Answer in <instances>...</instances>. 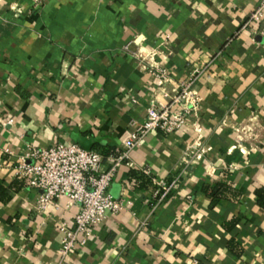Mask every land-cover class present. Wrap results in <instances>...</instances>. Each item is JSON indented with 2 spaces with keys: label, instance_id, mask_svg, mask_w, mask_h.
<instances>
[{
  "label": "crops",
  "instance_id": "crops-1",
  "mask_svg": "<svg viewBox=\"0 0 264 264\" xmlns=\"http://www.w3.org/2000/svg\"><path fill=\"white\" fill-rule=\"evenodd\" d=\"M262 2L0 0V264H59L60 226L79 210L69 198L40 206L18 177L27 152L117 153L156 95L166 103L193 74L197 110L132 151L111 186L124 209L68 264H264V20L247 26ZM146 168L179 187L157 203ZM217 184L231 192L213 202Z\"/></svg>",
  "mask_w": 264,
  "mask_h": 264
},
{
  "label": "built area",
  "instance_id": "built-area-1",
  "mask_svg": "<svg viewBox=\"0 0 264 264\" xmlns=\"http://www.w3.org/2000/svg\"><path fill=\"white\" fill-rule=\"evenodd\" d=\"M46 0H32L36 8H41ZM264 20V0L249 16L247 26ZM264 38V26L260 30ZM131 43L126 46L130 51ZM168 72L161 70L159 85L168 81ZM196 74L183 80L166 103L161 102L159 94L147 109L144 122L133 123V130L117 153L106 155L102 150L85 149L76 143H57L49 148H36L27 152L18 165V177L32 188L41 191L39 204L45 208L49 203L69 198L79 210L73 222H63V260L68 264L71 253L85 247L95 236V230L109 213L118 214L124 203L111 192V186L119 168L130 158L131 153L153 131L170 134L181 128L190 116L191 108L197 110L198 98L195 84ZM160 90V89H159ZM13 120H10L12 123ZM32 161V162H31ZM144 172L156 186L154 198L157 203L179 187L180 178L172 181L160 179L146 168Z\"/></svg>",
  "mask_w": 264,
  "mask_h": 264
},
{
  "label": "trees",
  "instance_id": "trees-1",
  "mask_svg": "<svg viewBox=\"0 0 264 264\" xmlns=\"http://www.w3.org/2000/svg\"><path fill=\"white\" fill-rule=\"evenodd\" d=\"M106 155L113 154L114 152L109 149L103 150ZM134 177L139 180V186L141 188L147 187V185L151 184L150 179L144 175L138 174L137 172L133 173ZM206 191L209 193V196L213 199V202H217L219 199L228 196V193L231 192V188L226 184H217L215 186H207ZM259 201L262 205H264V190L258 192Z\"/></svg>",
  "mask_w": 264,
  "mask_h": 264
},
{
  "label": "rangeland",
  "instance_id": "rangeland-1",
  "mask_svg": "<svg viewBox=\"0 0 264 264\" xmlns=\"http://www.w3.org/2000/svg\"><path fill=\"white\" fill-rule=\"evenodd\" d=\"M185 80V79H184Z\"/></svg>",
  "mask_w": 264,
  "mask_h": 264
}]
</instances>
